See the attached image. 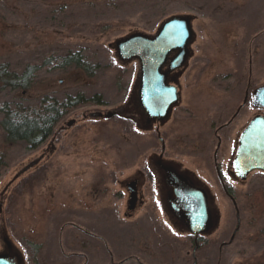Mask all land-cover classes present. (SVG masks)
I'll return each mask as SVG.
<instances>
[{
	"label": "rangeland",
	"instance_id": "rangeland-1",
	"mask_svg": "<svg viewBox=\"0 0 264 264\" xmlns=\"http://www.w3.org/2000/svg\"><path fill=\"white\" fill-rule=\"evenodd\" d=\"M176 15L193 16L194 38L186 65L173 78L182 86V103L162 124L161 136L180 168L197 169L207 179L215 130L243 103L249 81L250 92L264 85V0H0V76L2 69L21 74L39 68L29 89L0 84V103L35 104L45 94L61 100L79 93L87 100L100 96L72 110L36 149L8 144L0 126V253L4 238H12L31 254L28 264H83L71 254L89 241V264H110L100 240L70 226L62 231L74 221L105 237L116 262L193 264L184 226L173 225L180 234L161 229L154 223L158 213H151L138 220L137 229L135 218L125 216L127 184L150 172L161 142L135 108L139 62L120 60L114 44L135 31L154 34ZM77 52L97 65L92 74L58 66V58ZM256 113L250 103L219 132L221 163L229 162L237 136ZM39 157L38 166L21 172ZM143 183L150 203L153 180ZM233 188L238 219L232 202L211 184L215 225L196 254L199 264H264V176L256 173ZM144 208L133 214L145 215ZM140 243L150 252H141Z\"/></svg>",
	"mask_w": 264,
	"mask_h": 264
},
{
	"label": "water",
	"instance_id": "water-1",
	"mask_svg": "<svg viewBox=\"0 0 264 264\" xmlns=\"http://www.w3.org/2000/svg\"><path fill=\"white\" fill-rule=\"evenodd\" d=\"M192 22L193 16L190 15L171 16L163 20L154 34L135 31L114 44L120 60L139 62L135 100L139 121H144L147 127H151L155 121L166 122L180 102L179 89L171 83L173 78L168 71L179 69L187 63L188 47L194 38ZM174 51L177 53L173 56ZM166 66L168 71L165 70ZM252 105L256 109H264V85L253 91ZM112 115L109 112L106 118ZM157 130L162 149L165 150V140L159 128ZM234 164L243 180L253 171H264L263 114L255 115L242 131ZM165 183L166 199L178 223L196 239L209 234L215 225V211L209 191L169 168L165 169ZM131 198L134 199L133 193ZM235 234L236 231L232 240ZM0 264H15V261L8 252H3L0 253Z\"/></svg>",
	"mask_w": 264,
	"mask_h": 264
},
{
	"label": "flooded vegetation",
	"instance_id": "flooded-vegetation-1",
	"mask_svg": "<svg viewBox=\"0 0 264 264\" xmlns=\"http://www.w3.org/2000/svg\"><path fill=\"white\" fill-rule=\"evenodd\" d=\"M190 47V45H189ZM188 47V55L190 53V48ZM177 53V51H174L173 56ZM189 57V56H188ZM184 66L176 69L174 71L169 72L168 71V66L165 67V70L168 71V74L171 76V78L176 79L177 74L179 73V71L181 72L183 70ZM173 79V82L175 85H177L179 92H180V102L174 107V109L177 106H180L183 100V92H182V86L179 82H174L175 80ZM251 87H250V81L249 84L246 87L245 90V95H244V99H243V103L237 108L236 112L233 113V115H231V118L227 121V123L221 124L216 130H215V136L218 140L217 142V147L213 152V172L211 173V176H209V178L204 179L201 177V175L198 173L197 169H192L190 167H185L183 166V169L179 167V165L174 162V160H172L169 155L167 154L166 151V146H165V150L162 149V143H161V150L157 153L154 152V157H153V161H152V169H150V172L147 169V176L146 173L140 172V177H136L134 179H132L128 184H127V189L129 192V199L127 202V211L125 212V216L128 218H135V221L133 222L136 226V228L138 229V225H139V219H141V217H146L148 218L147 214H151V213H158L157 215H159V219H155V226H158L159 228L162 229V227H166L169 232H174L177 234H180L178 232V230L176 231L173 228V225L178 222L176 220V218L174 217L169 205H168V200L165 198L166 196V183H165V169L169 168L174 170L176 173L185 176L188 180H190L194 185L197 186H201L206 188L208 191L211 190V184H214V187H218L220 190L223 191L224 195L232 202L235 211H236V215H237V219H238V213H240L239 211V206H238V200L236 199L235 195L233 194V186L234 185H239V184H245L247 183V181L249 180L250 176L258 173V174H262L264 176V171H260V170H256L253 171L251 173H249V175L247 176V178L245 180H243L239 174L237 173L236 169H235V164H234V160L235 157L237 155V150H238V146H239V138L240 135L242 133V131L244 130V128L250 123V119L248 121V123L244 126V128L241 130V132L239 133V135L237 136L236 139V143H235V148L232 152L231 158L229 159V162L227 164H223L219 161V150L221 148V144H222V137L219 135V132H221L222 130H224L225 128L229 127L232 122H234V120H236L238 118V116L241 114L242 110L244 107H249L250 108V103L252 104V100L250 99V96L252 98V93L250 92ZM251 93V95H250ZM255 108V107H254ZM173 109V110H174ZM257 113L255 115L258 114H263L264 115V109H256ZM254 115V116H255ZM253 116V117H254ZM76 123V122H75ZM140 123V122H139ZM162 124L163 123H159V122H153L151 123V128L155 130V132L157 133V137L159 139V132L157 130V128H159L160 134H161V128H162ZM65 127V126H64ZM170 158V159H169ZM41 157H39L38 159L34 160L33 162L29 163L26 167L23 168V170L21 172L27 173L29 171H31L33 168H35V166L40 163ZM145 175L146 178H143V176ZM152 179L153 180V188L155 190V198H153L151 200L150 203L149 200L147 202V198L145 191H144V184L143 183V179ZM132 193L134 195V199L131 198ZM210 196H211V201H212V205L214 206V204H216V197L209 191ZM147 207V209L145 210V208ZM145 210L146 214L142 215V211L141 210ZM138 211V213H142V214H136V216L133 214L134 212ZM141 215V216H140ZM131 221V220H130ZM68 226L77 229L78 231L86 234L87 236H91L92 238H97L98 240H100V242L103 244V248H105L106 253L109 255L111 262L110 264H123L124 261L121 262H116L115 258H114V252L112 253L111 248L109 246V243L107 242V239L103 236H100L99 234L93 233L89 230H85L83 227L77 225L74 221L71 222H65L61 227L62 231L67 228ZM62 233V232H61ZM235 233V232H234ZM233 233V235H234ZM232 235V237H233ZM156 239H158V236L155 237ZM187 239L190 240V242L193 243V264H195V260H197L196 254L199 251V249L201 248V244L203 243L204 240H206V237L204 235H200L197 239L192 236L189 232L187 234ZM4 242L6 244L5 247V252H8L14 259L15 264H28L30 261H32L33 259L31 258V254L27 252V254H25L24 252H22L19 248H16L13 244V240L12 238H4ZM77 243V246H81V251L82 252H72L71 255H74L75 257H81L84 260L83 264H89L90 263V257H89V253L88 250L91 249V243L89 241H87V244L85 242H83V244H79ZM224 244V243H223ZM226 244V243H225ZM93 245V244H92ZM38 248V247H37ZM87 248V252L84 250ZM169 248V247H168ZM196 248V251L194 253V249ZM138 249L141 250V252H150L148 250L147 245L145 246L144 244L141 246V243L138 245ZM170 250V249H169ZM36 251V249H35ZM88 253V254H87ZM137 262L138 264H149L148 262L137 258ZM198 260H197V263Z\"/></svg>",
	"mask_w": 264,
	"mask_h": 264
},
{
	"label": "trees",
	"instance_id": "trees-1",
	"mask_svg": "<svg viewBox=\"0 0 264 264\" xmlns=\"http://www.w3.org/2000/svg\"><path fill=\"white\" fill-rule=\"evenodd\" d=\"M149 34V33H148ZM74 65L92 74L97 65L88 63L80 53L68 54L58 58L59 67ZM39 68L27 67L21 74L2 69L0 84L12 90L29 89ZM89 102L100 101V96L87 100L82 93L67 95L64 99L45 94L35 104H24L19 101L0 103V126L8 144L25 142L30 149H36L56 133L63 119L75 108ZM136 109L138 108L136 104ZM119 116L129 117L117 111Z\"/></svg>",
	"mask_w": 264,
	"mask_h": 264
}]
</instances>
